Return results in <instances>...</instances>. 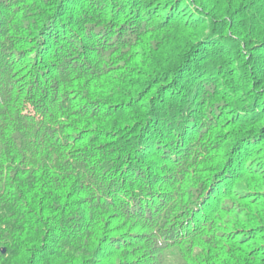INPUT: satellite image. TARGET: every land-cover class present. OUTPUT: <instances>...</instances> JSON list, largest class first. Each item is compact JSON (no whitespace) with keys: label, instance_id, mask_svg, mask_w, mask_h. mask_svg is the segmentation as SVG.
I'll return each instance as SVG.
<instances>
[{"label":"trees","instance_id":"1","mask_svg":"<svg viewBox=\"0 0 264 264\" xmlns=\"http://www.w3.org/2000/svg\"><path fill=\"white\" fill-rule=\"evenodd\" d=\"M0 264H264V0H0Z\"/></svg>","mask_w":264,"mask_h":264}]
</instances>
